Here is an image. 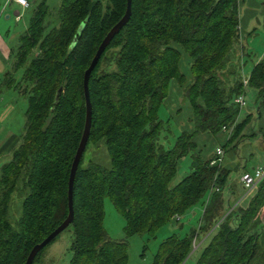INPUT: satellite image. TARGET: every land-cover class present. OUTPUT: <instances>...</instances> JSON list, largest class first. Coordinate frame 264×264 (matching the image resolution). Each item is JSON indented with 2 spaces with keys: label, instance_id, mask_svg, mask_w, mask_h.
Masks as SVG:
<instances>
[{
  "label": "trees",
  "instance_id": "trees-1",
  "mask_svg": "<svg viewBox=\"0 0 264 264\" xmlns=\"http://www.w3.org/2000/svg\"><path fill=\"white\" fill-rule=\"evenodd\" d=\"M125 10L126 0H62L58 25H51L42 0L19 37L13 71L4 75L2 85L25 94L27 108L22 141L0 167V264H25L31 249L67 217L70 168L86 115L83 74ZM237 25L238 0H131L127 24L106 47L88 81L91 126L72 188L69 264H128L126 241L106 237L105 198L124 220L126 236L154 237L176 216L200 202L204 206L198 229L184 237H166L152 264H182L194 236L208 232L195 264L264 262V255L257 256L264 229L256 228L264 178L245 205L238 203L218 222L228 171L210 166L214 153L201 157L198 143L203 135L235 122L239 110L233 100L243 87L235 70H230L227 90L217 78L226 63L233 66L227 57L237 55ZM182 53L192 76L185 87L179 72ZM21 67L23 75L16 81L14 71ZM173 80L182 86L190 117L188 127L167 148L169 122L158 111ZM246 86L256 91L258 108L264 109L263 62L251 67ZM240 128L236 122L226 141L239 135ZM92 144L103 146L106 165L91 159L82 165ZM187 156L190 173L171 184ZM14 192L22 202L12 224ZM43 249L32 264H39Z\"/></svg>",
  "mask_w": 264,
  "mask_h": 264
},
{
  "label": "rangeland",
  "instance_id": "rangeland-1",
  "mask_svg": "<svg viewBox=\"0 0 264 264\" xmlns=\"http://www.w3.org/2000/svg\"><path fill=\"white\" fill-rule=\"evenodd\" d=\"M7 0H0V12L5 10L9 15V19L5 20V14L0 18V34L3 37L8 49L11 51L8 59L7 72L13 71L14 54L17 48V38L26 30L27 25L42 0H28L29 8L22 10L15 4L6 5ZM45 1V0H44ZM62 0H46L48 6L47 22L51 25H58L57 9ZM248 4L244 2L238 5V22H240L242 32L235 46L237 55L232 58L227 57V61L233 65L228 66L226 63L224 69L217 73V78L221 83V88L227 90L232 85V79L229 75L230 70H235V80L242 82L247 79L251 67L258 61L264 63V0H247ZM19 14L21 19L16 21V15ZM17 45V46H16ZM187 55L182 53L181 61L179 63V72L184 76L183 87L190 84L192 76L187 64ZM24 67L14 71L16 81H20L23 75ZM3 74L0 73V84ZM179 83L175 80L171 81L168 88L167 98L163 102L158 111V116L161 120H168L170 134H168L167 141L164 143L169 148L174 143V137L178 135L179 130L184 128L188 118L190 117L189 106L186 102L183 103L182 89ZM16 92L18 89H15ZM7 92L2 89L0 85V93ZM19 93L21 96H19ZM243 97L244 105L238 108V113L235 122L230 124L227 128H234L236 122L241 123V133L230 141L227 132H218L214 135H203L198 139L199 147L201 148V157L207 158L213 156L216 147L222 149L223 154L219 166L228 171L226 182L222 189V196L224 198L222 206V215L225 213L227 206L226 201L232 205L244 194L239 183V177L244 171H251L255 167H264V109L258 108V100L256 99V91L250 87L241 88L240 94ZM19 97L21 99H19ZM16 102L13 109L7 110L9 117L5 122L7 127H13L15 133L19 138V143L22 141L24 135L25 116L20 115V109L25 106L27 108V98L19 90L17 92ZM8 100V98H5ZM1 107V103H0ZM180 109V111H178ZM25 113V112H24ZM188 127V126H187ZM230 130V129H229ZM229 131V135L232 134ZM163 135V134H162ZM11 155L0 159V167L9 162ZM88 159L107 164V156L101 144L89 145L83 158V166H86ZM191 157L183 158L177 167L176 174L171 184H175L183 177L190 173ZM228 193H232L231 196ZM255 193V190H250L240 200L241 205H245L248 199ZM205 199V197H204ZM22 198H18V193L14 192L9 209V222L15 224L21 213ZM264 203L260 206L257 212L256 219L258 224L256 228L264 229ZM204 206L200 203L191 207L186 213L179 216V221L172 219L169 223L162 226L154 237H149L145 233L141 235L126 236L123 227L124 220L121 215L117 213L111 202L105 198L103 200L104 221L103 228L106 237L112 241H126L128 264H152L154 255L157 252L158 245L168 236L176 234L178 237H184L193 230L199 227L202 211ZM221 215V216H222ZM203 236L199 235V240ZM73 240V232L71 228H66L62 231L56 239L47 247L43 249L39 264H69L71 258L70 246ZM209 239H205L200 248L192 253L183 261L182 264H195L199 256L200 250L204 248ZM264 255V245H260L257 256ZM264 261V259H263ZM264 264V262L262 263Z\"/></svg>",
  "mask_w": 264,
  "mask_h": 264
},
{
  "label": "water",
  "instance_id": "water-1",
  "mask_svg": "<svg viewBox=\"0 0 264 264\" xmlns=\"http://www.w3.org/2000/svg\"><path fill=\"white\" fill-rule=\"evenodd\" d=\"M130 7H131V0H126V10H125L123 17L106 34L101 44L99 45L93 59L91 60L89 67L85 70L83 74L82 85H83V93H84V100H85V106H86V115H85V122H84V128H83L81 140L79 142L78 148L76 150V153L74 155L71 168H70V174H69V179H68V214H67V217L44 240H42V242H40L39 244H36L31 249L26 259L25 264H32L38 252L42 250L44 247H46L50 242H52L62 231H64L71 224L73 220L72 188H73V183H74V177H75V173L78 168L80 159L86 148L88 138H89L90 126H91V106H90L89 93H88L89 77H90L91 72L95 68L96 64L98 63L101 55L105 51L106 47L111 42V40L127 24L130 18Z\"/></svg>",
  "mask_w": 264,
  "mask_h": 264
},
{
  "label": "built area",
  "instance_id": "built-area-1",
  "mask_svg": "<svg viewBox=\"0 0 264 264\" xmlns=\"http://www.w3.org/2000/svg\"><path fill=\"white\" fill-rule=\"evenodd\" d=\"M5 4L6 5L15 4V5L19 6L20 8H22V10L28 9L29 6H30L28 0H7L5 2ZM238 4H239V0H238ZM20 19H21L20 15L17 14L16 15V21H18ZM236 32H237V34H238V36L240 38V35H241V32H242V28H241L240 22H238V25L236 26ZM246 80L247 79H243L242 80V82H241L242 83V87L246 86ZM233 102L238 108H241L244 105L243 97L241 95H238L237 97H235ZM231 130H232V127L231 128H227V129H226V127H221V132H224V133L227 132V136H229V133H230L229 131H231ZM222 154H223L222 149L219 148V147H216L215 150H214V156L209 161V165L210 166L219 165V163L221 161ZM263 178H264V167H255L250 172L249 171H244L239 177V183H240L241 189L244 192V194L242 196H245V194H247L250 190H253ZM242 196L237 201H235L232 205L230 204V206L227 207L225 213L220 217L218 222H220L228 213H230L232 210H234L235 206L238 203H240V200L242 199ZM263 210H264V207H263V209L261 211H263ZM174 220L175 221H179V216H176L174 218ZM215 225L213 226V228L215 227ZM213 228H211V230ZM207 234L203 236L202 240H199L198 233L194 236V238L192 239V242H191V252H190L189 256L192 253L196 252L200 248V246L204 242Z\"/></svg>",
  "mask_w": 264,
  "mask_h": 264
},
{
  "label": "crops",
  "instance_id": "crops-1",
  "mask_svg": "<svg viewBox=\"0 0 264 264\" xmlns=\"http://www.w3.org/2000/svg\"><path fill=\"white\" fill-rule=\"evenodd\" d=\"M243 2L244 0H239L238 5H241ZM245 3L248 4V1L245 0ZM4 14H5V20L9 19V15L5 13V10H2L0 12V18ZM19 37L17 38V45L19 43ZM10 54H11V51L8 49L6 42L4 41L3 37L0 34V73L3 75L8 73L5 68H7L8 66V59L10 57ZM2 77L4 78V76ZM2 80H1L0 85L2 89H5L7 92L1 91L0 93V103H1V107H0V159L6 158V156L11 155L12 150L19 144V138L17 134L15 133V130L13 129V127L8 128L7 125H5V122L7 121L9 117V113L7 112V110L14 108L16 99H18L17 98L18 90L16 92L14 88L6 87L2 85ZM19 96H21L20 93H19ZM5 98H8V100H6ZM19 99L21 98L19 97ZM24 108L25 106L22 107V110L20 109L21 116H25Z\"/></svg>",
  "mask_w": 264,
  "mask_h": 264
}]
</instances>
